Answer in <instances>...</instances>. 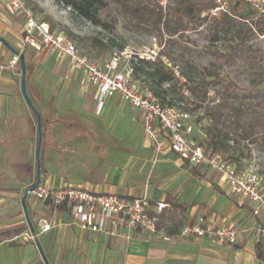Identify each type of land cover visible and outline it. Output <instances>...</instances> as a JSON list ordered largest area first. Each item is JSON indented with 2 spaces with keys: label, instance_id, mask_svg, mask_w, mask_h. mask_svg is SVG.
Segmentation results:
<instances>
[{
  "label": "crops",
  "instance_id": "0c3cea01",
  "mask_svg": "<svg viewBox=\"0 0 264 264\" xmlns=\"http://www.w3.org/2000/svg\"><path fill=\"white\" fill-rule=\"evenodd\" d=\"M23 26V15L0 0V264H264L254 252L251 206L224 193L217 174L189 168L171 152L156 157L138 111L118 96L105 107L66 60L27 49L26 93L41 130L39 185L146 197L167 239L139 231L119 237L83 231L65 208L54 210L30 193L25 205L33 236L21 201L36 182L37 121L20 91L19 62L11 64L22 49ZM34 63L36 70L30 67ZM29 70L37 74L32 84L26 81ZM128 123L135 131L129 151L121 145ZM158 204L164 207L159 210ZM23 223L26 228L17 230ZM185 225L234 228L240 235L234 246H218L207 238L178 237Z\"/></svg>",
  "mask_w": 264,
  "mask_h": 264
},
{
  "label": "built area",
  "instance_id": "2783aa9c",
  "mask_svg": "<svg viewBox=\"0 0 264 264\" xmlns=\"http://www.w3.org/2000/svg\"><path fill=\"white\" fill-rule=\"evenodd\" d=\"M256 4L260 0H248ZM7 6L20 12L24 18L22 49L11 61L16 65L24 49L46 52L56 61L66 60L71 72H81L86 83L95 88L96 101L102 103L118 96L120 101L141 114L143 134L147 144L154 149L156 157L167 152L189 168H205L217 174L220 187L227 195L235 196L240 203L251 206L256 219V236H264V189L258 177L251 171L238 170L218 154H208L191 138L192 116L179 106H167L150 90L148 84L132 78V65L138 60L154 61L160 51L150 50L134 53L127 49L113 53L101 63H95L81 53L63 34L51 31L47 23L38 21L26 6L25 0H5ZM164 10L166 0H157ZM229 0H216L217 7L206 13L216 17L225 12ZM166 68H171L174 76L180 78L178 69L165 56H159ZM184 94L188 96L187 91ZM41 203L54 210L65 208L72 224L81 230H93L109 237H119L143 232L159 235L167 239L163 230L157 227V218L150 215V203L146 197L127 198L116 193H94L80 187L66 186L58 189L38 185L32 192ZM161 210L164 205L158 204ZM43 229L45 225L41 226ZM240 232L234 228L205 230L199 226H183L180 238H207L218 246H234Z\"/></svg>",
  "mask_w": 264,
  "mask_h": 264
},
{
  "label": "trees",
  "instance_id": "16d2710c",
  "mask_svg": "<svg viewBox=\"0 0 264 264\" xmlns=\"http://www.w3.org/2000/svg\"><path fill=\"white\" fill-rule=\"evenodd\" d=\"M54 2L57 6L69 8L72 15L108 33L121 22L127 29L143 30L160 38L161 26L172 35L187 31L189 25L194 28L207 26L202 15L217 7L216 0H176L174 7L167 6L166 10L151 0H54ZM25 3L30 10H39L42 13L32 0H25ZM246 5L250 9L253 8L252 3L247 2ZM254 14L257 18L252 25L253 30L263 36L264 5L259 11L255 10ZM41 22L47 23L51 31L59 26L49 17H45ZM218 23L219 21L215 23L214 28ZM61 31L91 49L110 50V45L96 37H77L65 26H61ZM224 48L230 49V46L226 45ZM25 50L27 51L24 49L21 56H24ZM159 56L168 58L172 66L178 69L184 82L174 76L171 68L163 65ZM159 56L154 61L138 60L133 64L132 78L148 84L154 96L163 104L179 106L190 113L194 127L192 140L205 153L218 154L227 163L241 170V162L250 158L249 146L255 144L264 146V89H241L232 81L219 79L206 68L195 67L182 56L176 57L175 60L183 64L188 73L198 75L192 79L187 72L179 69L171 56L161 51ZM248 66L253 68L250 63ZM209 90H214L210 100ZM184 91H187L188 96ZM254 252L256 257L264 262V236L257 238Z\"/></svg>",
  "mask_w": 264,
  "mask_h": 264
},
{
  "label": "rangeland",
  "instance_id": "374dc122",
  "mask_svg": "<svg viewBox=\"0 0 264 264\" xmlns=\"http://www.w3.org/2000/svg\"><path fill=\"white\" fill-rule=\"evenodd\" d=\"M32 1L42 11L40 13L39 10L31 9L38 21H43L45 17H49L58 23L59 26H56L54 31L66 36L80 52L95 63L99 64L109 59L113 53L125 49L134 53H144L150 50L161 51L165 55L171 56L179 69L187 72L192 79L198 75L193 72L188 73L184 65L175 60L176 57L182 56L192 62L195 67L206 68L219 79L232 81L241 89H264V35L256 34L252 27L257 18L254 11H259L262 8L264 0H260L256 4L253 3L251 9L246 5L247 2L250 3L248 0H229L225 12H220L215 18L209 17L206 13L202 15L206 19L207 26L194 28L189 25L187 31L173 35L161 26V38L143 30L127 29L121 22L116 25L111 33H108L72 15L69 8L57 6L54 0ZM151 1L159 6L157 0ZM166 2L164 10L167 6L174 7L176 0H166ZM218 21V26L214 28ZM61 26L67 27L77 37H96L103 43L110 45V50L91 49L86 44L81 45L73 37L62 32ZM226 45H229L230 49H225L224 46ZM247 63L253 65V68L249 67ZM30 67L36 70L35 63L30 64ZM32 75L29 70L26 74L27 84H32L34 80L37 81V74ZM213 91L209 90L208 100H210ZM115 101V96L108 98L104 101V105L105 107L112 106ZM129 109L128 106H125V110L129 111ZM125 130L126 141L121 145L122 148L126 147L128 150L135 145V131L129 123ZM249 150L250 158L241 162V170L254 173L264 187V146L255 144L249 146ZM122 152L120 151V153ZM25 228V223L16 227L17 230Z\"/></svg>",
  "mask_w": 264,
  "mask_h": 264
},
{
  "label": "water",
  "instance_id": "95a60500",
  "mask_svg": "<svg viewBox=\"0 0 264 264\" xmlns=\"http://www.w3.org/2000/svg\"><path fill=\"white\" fill-rule=\"evenodd\" d=\"M19 66H20V71H21V79H20V91H21V94L27 104V106L32 109V111L35 113V116H36V121H37V131H38V140H37V146H36V159H37V170H36V182L35 184L28 188L22 198V208H23V211H24V214H25V217H26V220H27V223H28V226H29V229L31 230L32 232V235L34 236V228L32 226V223L30 222L29 220V217H28V214H27V209H26V205H25V198L30 194L32 193L36 188L37 186L39 185L40 183V179H39V161H38V153H39V148H40V144H41V130H40V121H39V116L38 114L36 113V111L34 110L33 106H32V103L30 101V99L28 98L27 96V93H26V86H25V73H26V67H25V64H24V60H23V56L19 55ZM34 241H35V244L36 246L38 247V249H40V245L39 243L37 242V240L35 239L34 237Z\"/></svg>",
  "mask_w": 264,
  "mask_h": 264
}]
</instances>
